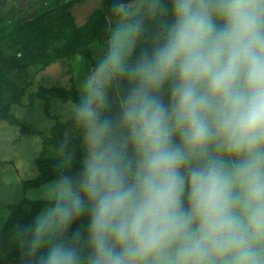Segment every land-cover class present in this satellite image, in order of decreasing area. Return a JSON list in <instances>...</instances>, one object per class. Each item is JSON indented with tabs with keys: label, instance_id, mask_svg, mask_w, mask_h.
<instances>
[{
	"label": "clouds",
	"instance_id": "9594fccd",
	"mask_svg": "<svg viewBox=\"0 0 264 264\" xmlns=\"http://www.w3.org/2000/svg\"><path fill=\"white\" fill-rule=\"evenodd\" d=\"M17 264H264V0H109Z\"/></svg>",
	"mask_w": 264,
	"mask_h": 264
},
{
	"label": "rangeland",
	"instance_id": "374dc122",
	"mask_svg": "<svg viewBox=\"0 0 264 264\" xmlns=\"http://www.w3.org/2000/svg\"><path fill=\"white\" fill-rule=\"evenodd\" d=\"M109 0H0V264H17L18 252L8 244L7 226L13 203L39 202L40 188L23 187L38 175L36 159L58 121L70 120L69 106L80 84L105 46ZM80 27L74 34L72 24ZM68 30L66 31V29ZM79 44L81 50L70 52ZM22 47L17 59L1 48ZM43 91L50 100L38 95ZM47 182V181H46ZM24 204L32 217L37 203Z\"/></svg>",
	"mask_w": 264,
	"mask_h": 264
},
{
	"label": "trees",
	"instance_id": "16d2710c",
	"mask_svg": "<svg viewBox=\"0 0 264 264\" xmlns=\"http://www.w3.org/2000/svg\"><path fill=\"white\" fill-rule=\"evenodd\" d=\"M71 26H72V29H73L72 31L74 32V34H76L77 36L80 35L79 33L81 31L80 27H77L75 23H73ZM67 30L68 28L66 29V31ZM11 48L12 47H4V48L2 47L1 48L2 54L6 55L8 51H11L12 55L10 57H12L13 59H17L18 57H20L22 54L24 55L25 53L22 47H14L13 49ZM78 50H81L80 45L74 44L71 46L70 52H75ZM0 82L4 84L6 83V80L2 76H0ZM37 94L46 99V108H49L50 100L46 98V95H44L43 91H38ZM71 133H73L71 119L68 122L58 121L52 126L51 135L46 137L44 141L43 149L36 159V163L39 168V173L37 176L33 178L25 179L23 181V187L25 189L39 187L46 181H49L50 179L54 178L55 164L58 158L57 151H56L57 146L66 135H69ZM24 202L25 203L27 202L28 204L32 201L24 198L22 199L21 202L13 203L10 205V207L12 208V212L7 222V226L10 223H12V221L19 220L21 218L25 220H31L32 217L28 213L29 212L28 210L30 209V207L28 206V210H24V207H23L25 204ZM32 203H37L38 207L42 206L41 202L39 203V202L33 201Z\"/></svg>",
	"mask_w": 264,
	"mask_h": 264
}]
</instances>
